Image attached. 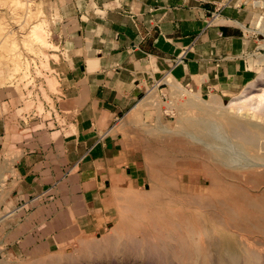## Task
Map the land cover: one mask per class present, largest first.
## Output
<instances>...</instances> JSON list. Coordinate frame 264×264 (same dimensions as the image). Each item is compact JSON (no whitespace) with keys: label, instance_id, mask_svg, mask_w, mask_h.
<instances>
[{"label":"rangeland","instance_id":"374dc122","mask_svg":"<svg viewBox=\"0 0 264 264\" xmlns=\"http://www.w3.org/2000/svg\"><path fill=\"white\" fill-rule=\"evenodd\" d=\"M70 1L0 0V264H264V0H241L254 45L232 94L164 78L114 122L117 165L27 180L15 162L63 152L74 130Z\"/></svg>","mask_w":264,"mask_h":264},{"label":"crops","instance_id":"0c3cea01","mask_svg":"<svg viewBox=\"0 0 264 264\" xmlns=\"http://www.w3.org/2000/svg\"><path fill=\"white\" fill-rule=\"evenodd\" d=\"M69 3L72 11L61 24L68 55L62 62V82L72 103L74 130L63 152L50 158L36 148L15 162L18 175L27 180H38L45 169L49 177L58 176L64 163L71 166L82 158L88 166L117 165L112 154L117 141L108 138L114 122L164 78L201 96L223 97L244 79L243 56L254 39L247 37L251 12L241 0ZM58 146L50 148L57 151Z\"/></svg>","mask_w":264,"mask_h":264},{"label":"bare ground","instance_id":"6f19581e","mask_svg":"<svg viewBox=\"0 0 264 264\" xmlns=\"http://www.w3.org/2000/svg\"><path fill=\"white\" fill-rule=\"evenodd\" d=\"M191 121H192V120H191ZM215 121H216V120H215ZM215 121H214V120H213V121L211 120L210 122H214V123L217 124V122H215ZM219 122H220V121H219ZM220 123H221V122H220ZM201 124H202V122H201ZM208 124H209V123H208ZM210 124H212V123H210ZM219 126H220V125H219ZM202 127H203V126H202ZM205 127H208V129H210L209 127H211V126H207V123H206ZM216 127H217V125L215 126V128H216ZM248 127H250V126H248ZM252 127H253V126H252ZM254 128H255L256 130L258 129V128H256V127H254ZM205 129H206V128H205ZM235 129H236V128H235ZM238 129H239L238 131H239L240 133L243 132L244 134H243V133H242V134L245 135L244 137H247L248 139H249V136H252V135H253V131L251 132V130H248V129H242L241 126H240V128H238ZM259 129H260L262 132L264 131V130H262V128H259ZM195 130H196V129H195ZM195 130H194V131H195ZM238 131H237V132H238ZM245 132H246V133H245ZM256 132H258V131H256ZM240 133H239V134H240ZM218 134H220V133H218ZM216 135H217V133H216ZM217 137H218V136H217ZM218 141H219V140H218ZM216 142H217V141H216ZM217 143H218V142H217ZM218 144H219V143H218ZM242 145H243V144H242ZM226 151H227V150H226ZM218 152H219V151H218ZM219 153H220V152H219ZM218 156H219V155H218ZM220 156H221V155H220ZM223 157H225V156H223ZM245 159H246V158H245ZM245 159H244V160H245ZM262 161H263V160H262ZM258 162H260V161H258ZM241 164H242V163H241ZM259 169H260V168H259ZM241 195H242V194H241ZM244 195H245V194H244ZM245 207H246V206H245ZM248 213H249V212H248ZM247 215H248V214H247ZM222 236L225 238L224 235H222ZM223 237H222V238H223ZM222 238H221V239H222ZM226 238H227V237H226ZM227 241H228V240H227ZM227 241H225V242H227ZM222 242H223V241H222ZM222 242H221V243H222ZM223 243H224V242H223ZM224 245H225V249H226V243H225ZM227 246L229 247V245H227ZM228 249H230V247H229Z\"/></svg>","mask_w":264,"mask_h":264},{"label":"built area","instance_id":"2783aa9c","mask_svg":"<svg viewBox=\"0 0 264 264\" xmlns=\"http://www.w3.org/2000/svg\"><path fill=\"white\" fill-rule=\"evenodd\" d=\"M217 16V12H213L212 18H215Z\"/></svg>","mask_w":264,"mask_h":264}]
</instances>
